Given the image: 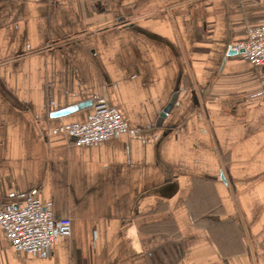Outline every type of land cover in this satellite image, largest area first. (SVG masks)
<instances>
[{
	"label": "crops",
	"instance_id": "crops-1",
	"mask_svg": "<svg viewBox=\"0 0 264 264\" xmlns=\"http://www.w3.org/2000/svg\"><path fill=\"white\" fill-rule=\"evenodd\" d=\"M258 26L264 0H0V207L72 220L49 257L0 227V264H264V66L229 55ZM96 98L133 131L54 134Z\"/></svg>",
	"mask_w": 264,
	"mask_h": 264
},
{
	"label": "built area",
	"instance_id": "built-area-1",
	"mask_svg": "<svg viewBox=\"0 0 264 264\" xmlns=\"http://www.w3.org/2000/svg\"><path fill=\"white\" fill-rule=\"evenodd\" d=\"M246 42L231 47L234 52L244 51L242 60L255 67L264 66V26L248 30ZM93 115L84 123L64 124L54 134H63L76 147L93 146L133 131L120 111L105 98H96ZM17 205V207H15ZM0 227L11 246L24 254L49 257L52 246L72 234V220L57 218L51 202L43 203L29 194L20 203L9 202L0 207Z\"/></svg>",
	"mask_w": 264,
	"mask_h": 264
},
{
	"label": "water",
	"instance_id": "water-1",
	"mask_svg": "<svg viewBox=\"0 0 264 264\" xmlns=\"http://www.w3.org/2000/svg\"><path fill=\"white\" fill-rule=\"evenodd\" d=\"M243 53H244L243 50L239 51V52H234L233 51V52H230L229 55H237L238 56L239 54H243ZM174 102H175V99L172 100V104ZM172 104L165 110L164 114L161 115L162 117H165V115H167L170 112V110L172 109ZM89 106H92V102H87V103H84V104H80V106L79 105L78 106H74V107L62 112L60 115H65V114H68V113H72L74 111H77L78 109H84V108L89 107ZM15 207H17V205Z\"/></svg>",
	"mask_w": 264,
	"mask_h": 264
}]
</instances>
